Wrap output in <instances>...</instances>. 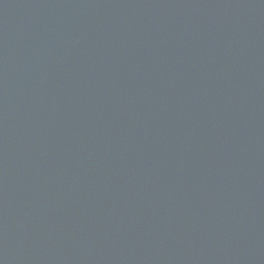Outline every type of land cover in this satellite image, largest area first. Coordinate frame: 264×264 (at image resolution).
Here are the masks:
<instances>
[{"label":"water","instance_id":"95a60500","mask_svg":"<svg viewBox=\"0 0 264 264\" xmlns=\"http://www.w3.org/2000/svg\"><path fill=\"white\" fill-rule=\"evenodd\" d=\"M0 264H264V0H0Z\"/></svg>","mask_w":264,"mask_h":264}]
</instances>
